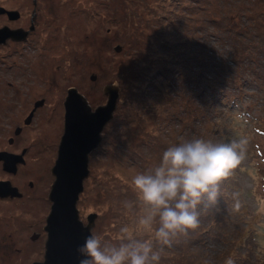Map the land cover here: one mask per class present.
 <instances>
[{
	"label": "rangeland",
	"instance_id": "obj_1",
	"mask_svg": "<svg viewBox=\"0 0 264 264\" xmlns=\"http://www.w3.org/2000/svg\"><path fill=\"white\" fill-rule=\"evenodd\" d=\"M2 8L20 17L0 13V29L35 23L26 39L0 44L7 150L29 147L26 166H54L68 90L76 88L95 109L107 102L104 88L116 86L117 107L89 154L77 203L85 224L95 215L92 231L115 240L140 214L124 206L136 200L132 177L169 144L245 134L246 159L222 182L218 204L201 211L199 227L165 246L160 264H264V0H0ZM42 98L45 106L16 137L15 127L32 120ZM242 105H253L246 124L236 120ZM10 137L18 145L11 147ZM26 202H7L0 264L44 260V238L31 236L50 208L33 215Z\"/></svg>",
	"mask_w": 264,
	"mask_h": 264
},
{
	"label": "clouds",
	"instance_id": "obj_2",
	"mask_svg": "<svg viewBox=\"0 0 264 264\" xmlns=\"http://www.w3.org/2000/svg\"><path fill=\"white\" fill-rule=\"evenodd\" d=\"M249 118L236 114L245 124ZM249 142L238 133L225 142L196 137L169 144L130 181L136 200L124 206L139 207L135 227L121 226L115 240L92 231L77 249L79 264H160L165 246L199 227L201 211L218 204L220 186L246 159Z\"/></svg>",
	"mask_w": 264,
	"mask_h": 264
},
{
	"label": "water",
	"instance_id": "obj_3",
	"mask_svg": "<svg viewBox=\"0 0 264 264\" xmlns=\"http://www.w3.org/2000/svg\"><path fill=\"white\" fill-rule=\"evenodd\" d=\"M11 20L20 17L18 11L1 9ZM28 31L11 29L4 26L0 29V44L9 38L15 41L26 39ZM104 93L108 99L105 105L93 109L86 97L76 88L71 87L65 100V126L59 144L58 155L53 167L55 181L50 192L52 202L47 217L45 231L47 241L44 260L31 264H79L77 249L91 234L95 215L88 217L85 224L79 215L77 203L84 189V180L89 176V154L102 141V132L114 116L119 98L116 86H106ZM43 102L35 104L39 107ZM32 116V115H31ZM31 116L27 119L29 122ZM23 163L22 155L7 152V170L15 171L16 166ZM20 195L17 189L7 182V195Z\"/></svg>",
	"mask_w": 264,
	"mask_h": 264
},
{
	"label": "flooded vegetation",
	"instance_id": "obj_4",
	"mask_svg": "<svg viewBox=\"0 0 264 264\" xmlns=\"http://www.w3.org/2000/svg\"><path fill=\"white\" fill-rule=\"evenodd\" d=\"M29 28L30 29L27 30L25 29L28 31L27 37L35 30V23L32 22ZM39 101H42L43 103L38 108H35V104ZM44 106L45 98L34 102L32 120L28 122L26 117L23 119L22 124L15 127L14 135L16 137L20 138V135L25 132L26 127L31 126L37 116L38 109ZM0 123L2 124H0V251L6 252L8 245L7 202H23L26 199L27 206L24 209L27 213H32L33 215L42 213V215H44V212L48 207L51 211L52 202L50 201V192L55 181V176L53 174L54 166H26L28 162V155L30 154L29 147H23L20 151L13 150V148L7 150V121L4 125L0 119ZM17 140L18 139H15L14 137H10L8 142L12 147L14 145H18ZM7 152L23 156V163H19L14 172L7 170ZM7 182H10L11 186L15 187L20 195L12 196L9 193V195H7ZM49 214L50 212L48 211L45 216L46 224ZM46 224L40 231L33 232L31 236V240L34 241L44 238V247L47 241V232L45 231Z\"/></svg>",
	"mask_w": 264,
	"mask_h": 264
},
{
	"label": "trees",
	"instance_id": "obj_5",
	"mask_svg": "<svg viewBox=\"0 0 264 264\" xmlns=\"http://www.w3.org/2000/svg\"><path fill=\"white\" fill-rule=\"evenodd\" d=\"M229 67V66H228ZM211 90L213 91V93H215V95L220 91V87H216V86H214V87H211ZM212 94V93H211ZM213 99H214V97H213ZM255 106V105H254ZM262 106L263 107H260L263 111H264V104H262ZM227 107H230V106H227ZM242 109H243V111L242 112H246V113H248V114H250V116L252 115V112H250L251 111V109H253V105H251V106H249V108L247 109V107H244L243 105H242ZM259 109V108H258ZM231 110H232V108H231ZM236 114V111H232V114ZM232 117H235V115L233 116L232 115Z\"/></svg>",
	"mask_w": 264,
	"mask_h": 264
}]
</instances>
